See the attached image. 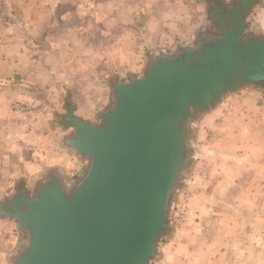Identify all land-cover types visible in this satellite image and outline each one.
I'll return each instance as SVG.
<instances>
[{
    "label": "clouds",
    "instance_id": "obj_1",
    "mask_svg": "<svg viewBox=\"0 0 264 264\" xmlns=\"http://www.w3.org/2000/svg\"><path fill=\"white\" fill-rule=\"evenodd\" d=\"M226 33L236 52L264 43V0H0V264L30 247L27 201L86 180L72 121L103 128L118 88L162 59L203 61ZM250 68L220 70L166 121L179 139L142 264H264V65Z\"/></svg>",
    "mask_w": 264,
    "mask_h": 264
},
{
    "label": "water",
    "instance_id": "obj_2",
    "mask_svg": "<svg viewBox=\"0 0 264 264\" xmlns=\"http://www.w3.org/2000/svg\"><path fill=\"white\" fill-rule=\"evenodd\" d=\"M234 40L235 33H226L223 41L206 43L203 61L188 63L192 53L155 62L144 81L117 89V108L105 115L103 128L72 121L91 170L70 197L49 181L27 201L22 221L32 239L17 264H142L179 139L166 121L183 114L190 99L206 101L220 70L264 65V43L253 40L236 52Z\"/></svg>",
    "mask_w": 264,
    "mask_h": 264
}]
</instances>
